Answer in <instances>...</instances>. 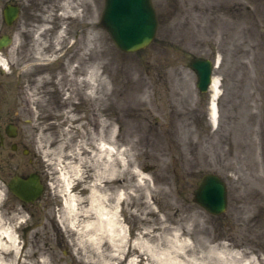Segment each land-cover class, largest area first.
<instances>
[{
	"label": "rangeland",
	"instance_id": "1",
	"mask_svg": "<svg viewBox=\"0 0 264 264\" xmlns=\"http://www.w3.org/2000/svg\"><path fill=\"white\" fill-rule=\"evenodd\" d=\"M69 2L75 13H83L82 29L88 26L99 35V60L84 40L81 44L79 25L71 29L75 22L69 11L67 23L60 19L49 26L69 25L68 39L85 50L83 66L73 61L72 69L79 65L72 72L63 59L50 67L41 64L35 85L11 83L10 94L0 89V125L12 120L19 129L16 138L0 146V190L9 200L0 209L6 223L17 225L24 264H43L45 256L49 264H126V259H112L110 241H97V231L87 227L95 219L88 202V185L95 180L107 190V204L115 187L126 193L121 219L128 250L142 239L147 219L149 227L178 223L189 228L191 235L179 250L192 261L218 237L243 257L251 252L264 263V0H153L158 32L137 52L121 51L100 24L105 0ZM51 3L54 13L64 12L66 0ZM35 31L34 56L51 63L66 43L58 53L39 56ZM196 56L218 59L213 72L221 89L217 127L207 118L211 90L199 91L189 67ZM93 64L99 66V81L97 75L87 79ZM12 141L31 155L12 152ZM101 142L115 147V158L97 148ZM111 161L115 177L109 176ZM78 167L82 173L72 192L79 196V208L71 224L60 173L76 176L71 168ZM31 171L42 175L45 191L39 202L22 207L6 183ZM206 172L222 175L228 184V209L221 215L193 199ZM169 231L160 229L156 239H149L152 254L146 262L141 255L139 264L172 263L176 249L166 241Z\"/></svg>",
	"mask_w": 264,
	"mask_h": 264
},
{
	"label": "bare ground",
	"instance_id": "2",
	"mask_svg": "<svg viewBox=\"0 0 264 264\" xmlns=\"http://www.w3.org/2000/svg\"><path fill=\"white\" fill-rule=\"evenodd\" d=\"M42 1V0H39ZM49 4H52L51 1ZM64 5V12L62 11L54 13V11L49 8L47 10L48 6L44 8L42 6V9L40 13H38L36 16V20L38 22L36 28L34 31L36 32V37L34 33V38H36V43L38 45V54L39 56H42L44 54H55L58 53L63 45L66 43V47L64 48L62 54L55 58L51 63H47L45 65H48L49 67L56 61L63 59L66 63V66L68 68H71L72 62L76 61L79 62L81 66H83V61L86 57H84L83 51L77 50V41L72 42L67 37V33L71 35L69 32V25L66 27L61 28L59 31L58 29H54V27H51L49 25L52 24L54 20H63V22L67 23L64 19L68 17L69 11L75 13V9L73 6L70 5L69 0H66V3ZM63 8H60L62 10ZM55 10V9H54ZM57 15L59 17L57 18ZM75 24L71 25V29H74L75 26L79 25L80 29L77 32L78 38L82 37L81 44L84 40V46L88 48L89 51L95 53V59L99 60V49L97 48L95 44V40L98 41V36L96 32H91L89 30L90 27L83 25V16L82 14L79 15V13H75V16H71ZM59 22V21H56ZM82 22V25L80 23ZM86 29V30H85ZM71 31V30H70ZM83 32L82 36L81 33ZM80 34V35H79ZM97 36V37H96ZM97 38V39H96ZM38 54L36 56L38 57ZM87 59V58H86ZM98 63V61H97ZM4 60L0 56V66H3ZM78 64V65H79ZM78 65H76L73 69L71 68L72 72H75L78 68ZM87 79L94 78L97 75V79L99 81V66L92 65L91 71L86 73ZM45 77L44 79H46ZM10 92V90L8 91ZM221 93L220 89V79L217 76L213 77V84L211 85V120L212 123L216 126L218 122L217 120V111H216V102L219 98ZM97 148L100 150L111 153L112 157L115 158L116 149L113 146H107L106 142H101L99 144H96ZM111 164V168H109V176L115 177L116 174V166L113 164V162H109V166ZM72 171H75L76 176H73L70 171H62L60 173V178L63 181L64 188L62 190V195L64 197V210L67 213V215L70 217L71 224H75L73 222L74 216L77 214L78 211V200L79 196L77 194H74L72 191V187L74 186V182L76 178H79L80 174L82 173V169L80 167L78 168H71ZM137 175L140 176V179L143 180L145 177L143 173L137 172ZM89 188V196H88V202L90 204L89 208L92 211L91 213L94 214V221H90L87 224V227L89 230L97 231V237L96 240L99 242H104L103 240L105 238L110 241V245L113 247L115 252L112 254V259H115L116 262H123L126 259V264H139V258L141 255H143V262H146L148 260V256L152 254V245L149 243V239H156L158 236L156 234L157 231L160 229L162 231L170 230L168 233H170V236L166 239V235L161 238L162 240H165L168 243L173 244L174 248L176 249L174 251V255L171 256L172 263L171 264H264L262 263V259L260 256L252 254L250 252V255L243 257L241 252H238V250H233L232 246L228 244L227 242L222 241L218 237L214 238L215 244L212 246H205L204 250L200 253L201 255L198 256V261H192L191 259L185 257L184 252L180 251L179 249H182L184 243L187 241L188 237L191 235V230L189 228H183L178 223L171 227L170 225L163 224L161 226H150L148 225V220L144 219L142 221V224H144V232L142 236V239L138 238L135 240L134 249L135 250H129L125 248L126 241L128 239V233L127 229L121 219V205L126 198V193L122 192L120 189L114 188L113 193L111 194V202L109 204L106 203V200L108 199V193L107 190L102 187L101 181L95 180V183H92V185H88ZM2 201V192L0 190V203ZM192 218V217H191ZM3 215L0 213V264H24V261H22L23 257V249L19 246V239L17 236V225H11L4 221ZM164 223V222H163ZM235 251V252H234ZM187 254V253H186ZM134 255V256H130ZM170 255V254H169ZM180 256H183L181 258ZM173 257H177L179 259L174 260ZM111 261H108V264H111ZM43 264H49V257L45 256L43 260ZM103 264V262H102ZM107 264V263H106ZM148 264V263H147Z\"/></svg>",
	"mask_w": 264,
	"mask_h": 264
},
{
	"label": "water",
	"instance_id": "3",
	"mask_svg": "<svg viewBox=\"0 0 264 264\" xmlns=\"http://www.w3.org/2000/svg\"><path fill=\"white\" fill-rule=\"evenodd\" d=\"M102 24L121 50L134 52L152 42L158 22L152 0H106ZM190 66L198 73V87L206 91L211 83L212 61L194 58ZM10 187L24 201H34L44 188L35 173L27 178L15 176ZM195 200L210 212H223L227 206L224 182L215 174L204 175Z\"/></svg>",
	"mask_w": 264,
	"mask_h": 264
},
{
	"label": "flooded vegetation",
	"instance_id": "4",
	"mask_svg": "<svg viewBox=\"0 0 264 264\" xmlns=\"http://www.w3.org/2000/svg\"><path fill=\"white\" fill-rule=\"evenodd\" d=\"M50 1L0 0V40H6V38L11 40L0 50L5 63V69L2 71L0 79V89L2 92L5 89L7 93H10L8 91L12 86L11 83H15L16 85L22 83L25 87L36 84V79L39 75L37 68L38 61L34 56L35 52L31 47L32 41L30 39L32 38V32L38 24L36 15L40 13L42 6L45 8L47 5H51L49 4ZM27 6L31 10L30 12L26 10ZM13 7H19V16L11 22L5 13ZM48 7L47 10L49 9ZM27 11L29 14H27ZM5 129H3V132H5Z\"/></svg>",
	"mask_w": 264,
	"mask_h": 264
}]
</instances>
